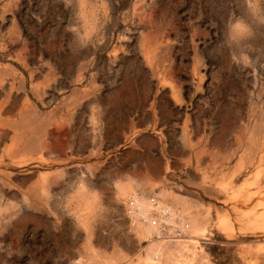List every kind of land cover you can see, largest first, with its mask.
I'll return each instance as SVG.
<instances>
[{"label": "rangeland", "instance_id": "1", "mask_svg": "<svg viewBox=\"0 0 264 264\" xmlns=\"http://www.w3.org/2000/svg\"><path fill=\"white\" fill-rule=\"evenodd\" d=\"M0 264H264V0H0Z\"/></svg>", "mask_w": 264, "mask_h": 264}, {"label": "built area", "instance_id": "2", "mask_svg": "<svg viewBox=\"0 0 264 264\" xmlns=\"http://www.w3.org/2000/svg\"><path fill=\"white\" fill-rule=\"evenodd\" d=\"M151 201L153 202V204H157V200H156V198L151 199ZM130 205H131V206H132V205H136V201H135L134 199H132V200L130 201ZM156 223H157L156 219L153 220V224H156Z\"/></svg>", "mask_w": 264, "mask_h": 264}]
</instances>
